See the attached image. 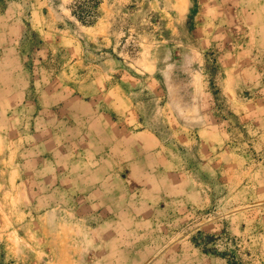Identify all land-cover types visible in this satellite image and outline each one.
Here are the masks:
<instances>
[{
    "label": "rangeland",
    "instance_id": "374dc122",
    "mask_svg": "<svg viewBox=\"0 0 264 264\" xmlns=\"http://www.w3.org/2000/svg\"><path fill=\"white\" fill-rule=\"evenodd\" d=\"M79 5L0 0V264H264V41L250 8L100 0L85 23ZM124 111L176 175L150 232L120 210L140 211L127 178L142 153L130 173L114 147ZM98 169L112 179L87 200Z\"/></svg>",
    "mask_w": 264,
    "mask_h": 264
},
{
    "label": "crops",
    "instance_id": "0c3cea01",
    "mask_svg": "<svg viewBox=\"0 0 264 264\" xmlns=\"http://www.w3.org/2000/svg\"><path fill=\"white\" fill-rule=\"evenodd\" d=\"M244 7L250 8L248 10V18L252 21V27L254 30V40L255 42L264 41V0H239ZM243 7V8H244ZM93 113L99 115V111L93 109ZM125 118L120 124V133L122 136L127 138V142L114 146L118 154L124 153L126 156V162L123 164V168L130 173L131 168H138V158L135 159L133 152H140L142 156L140 158L139 175L138 176H128V184L134 185L136 191H139L140 198V211H133L127 207H121L120 210L126 215H138L141 216L140 223L142 224V230L144 232H150L154 229L155 217L157 214H161V208L155 207V205L161 204L164 199L160 190L169 181H173L175 172L173 168L170 167L169 162L165 160L162 153L158 150V143L156 137L148 131L134 132L132 133L128 127V121L133 120L129 117V112L120 113ZM127 123V124H126ZM141 138V144L133 146L134 138ZM135 150V151H134ZM114 163V162H113ZM116 168L121 167L119 163H116ZM92 174L84 177L83 183L89 185L90 191L85 197L87 200H91L90 194L94 192L95 189L102 188L105 192L104 185L107 184L108 180L112 179V176L106 175L110 174L107 172H102L100 169L93 170ZM128 175H130L128 173ZM81 181V182H82ZM111 182V181H109ZM169 190V189H168ZM136 196L126 195L125 200L128 199L132 202ZM95 206V205H94ZM126 209V211H123ZM119 211L118 213L121 214ZM116 214V213H115Z\"/></svg>",
    "mask_w": 264,
    "mask_h": 264
},
{
    "label": "trees",
    "instance_id": "16d2710c",
    "mask_svg": "<svg viewBox=\"0 0 264 264\" xmlns=\"http://www.w3.org/2000/svg\"><path fill=\"white\" fill-rule=\"evenodd\" d=\"M80 10L73 12V14L82 22H90V19L94 16L93 9L100 3V0H80Z\"/></svg>",
    "mask_w": 264,
    "mask_h": 264
}]
</instances>
